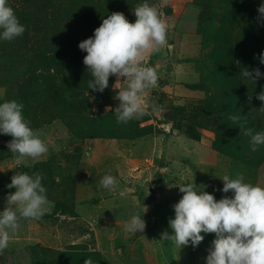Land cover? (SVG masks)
<instances>
[{
  "label": "rangeland",
  "instance_id": "obj_1",
  "mask_svg": "<svg viewBox=\"0 0 264 264\" xmlns=\"http://www.w3.org/2000/svg\"><path fill=\"white\" fill-rule=\"evenodd\" d=\"M142 2L8 0L26 30L0 40V103L22 104L49 152L17 165L7 147L12 137L0 133V211L16 172L41 175L49 203L40 220L20 221L0 264H206L215 234L201 233L198 246L180 250L159 240L171 234L172 206L183 195L176 186L194 180L217 200L233 196L221 191L225 175L264 187V159L244 163L214 147V128L235 124L230 115H201L205 101L223 97L264 126L256 99L264 78L254 88L239 76L244 67L264 73V26L256 20L264 0H149L169 25L170 47L146 57L159 75L145 94L147 114L117 123L116 78L102 93L88 89L87 53L78 45L112 12L134 23ZM195 117L212 127L196 128ZM106 174L117 178L115 188L100 185ZM143 205L145 231L125 234V222Z\"/></svg>",
  "mask_w": 264,
  "mask_h": 264
},
{
  "label": "clouds",
  "instance_id": "obj_2",
  "mask_svg": "<svg viewBox=\"0 0 264 264\" xmlns=\"http://www.w3.org/2000/svg\"><path fill=\"white\" fill-rule=\"evenodd\" d=\"M257 12L256 20L264 26V3L258 6ZM133 14L134 23L129 22L124 13L112 12L102 19L92 37L78 45L87 53L83 64L92 76L88 89L102 93L109 87V78H116L113 89H116L114 99L118 107L114 113L117 123L123 124L147 114L145 94L158 84V72L155 67L145 64L146 57L170 47L169 25L162 18L159 5L143 0L133 9ZM25 30L8 0H0V40L13 41ZM258 59L264 64V52ZM239 76L255 88L264 73L259 68L244 67ZM121 84L124 87H119ZM256 99L262 102L259 110L264 111V90L256 95ZM22 109L23 105L15 100L0 103V133L12 137L7 147L17 165L26 160L39 161L49 152L48 143L30 127ZM242 117L247 116L232 114L229 119L239 124L240 133L250 137L251 150L257 151L258 146L264 145V131L254 132L253 128L239 123ZM220 179L223 181L221 191L225 194L231 191L233 196L225 195L217 200L205 191L206 185L198 186L194 180L176 186L183 195L172 206L174 218L168 221L171 234L163 231L159 240L170 241L180 250L190 243L193 247L198 246L204 240L201 233L215 234L206 264H264V187L245 182L243 174L236 178L225 175ZM117 184V178L110 174L100 180L105 189H113ZM6 187L15 191L7 194L5 207L0 211V253L18 232L20 221L40 220L49 203L39 174L16 172ZM143 207L142 214L131 215L125 222V234L145 231L142 215L148 209ZM84 264H93V261L88 258Z\"/></svg>",
  "mask_w": 264,
  "mask_h": 264
},
{
  "label": "trees",
  "instance_id": "obj_3",
  "mask_svg": "<svg viewBox=\"0 0 264 264\" xmlns=\"http://www.w3.org/2000/svg\"><path fill=\"white\" fill-rule=\"evenodd\" d=\"M201 111V115H204L207 119L211 116H215L211 117L215 120H217L218 116L223 113H226L228 115L241 114L242 116L247 117H242L239 123H243L245 124V126L253 128L254 132L264 131V126L258 122L256 114L253 115L252 113H249L247 108L240 109V106L234 107L230 105V101L227 98L221 97L216 99H209L207 104L205 101V105L201 108ZM193 124H195L196 128L212 127L209 124H203L202 122H198L196 117L193 120ZM238 126V123L230 124L227 121L224 122V125L222 127L215 126L214 129L217 135V139L214 142V147L217 148L218 151L229 156H231L233 153V155H235V158L239 159L244 163L263 161V146L260 145L258 146L257 151H252L250 137L240 133L241 130Z\"/></svg>",
  "mask_w": 264,
  "mask_h": 264
}]
</instances>
